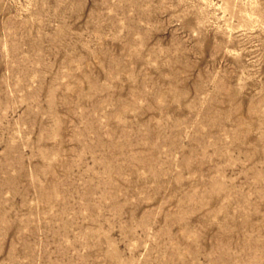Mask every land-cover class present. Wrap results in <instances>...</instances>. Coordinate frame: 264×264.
I'll return each instance as SVG.
<instances>
[{
    "label": "rangeland",
    "instance_id": "374dc122",
    "mask_svg": "<svg viewBox=\"0 0 264 264\" xmlns=\"http://www.w3.org/2000/svg\"><path fill=\"white\" fill-rule=\"evenodd\" d=\"M0 264H264V0H0Z\"/></svg>",
    "mask_w": 264,
    "mask_h": 264
}]
</instances>
